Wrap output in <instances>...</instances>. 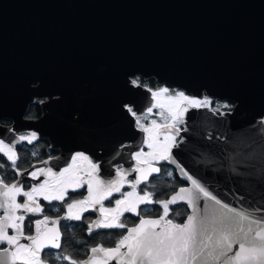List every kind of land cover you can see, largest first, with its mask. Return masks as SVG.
<instances>
[{
    "label": "water",
    "instance_id": "1",
    "mask_svg": "<svg viewBox=\"0 0 264 264\" xmlns=\"http://www.w3.org/2000/svg\"><path fill=\"white\" fill-rule=\"evenodd\" d=\"M136 73L235 101L223 115L193 110L173 155L232 207L264 204V0H0V119L66 151L70 123L99 120L108 141L131 130ZM38 97L42 116L25 119Z\"/></svg>",
    "mask_w": 264,
    "mask_h": 264
},
{
    "label": "snow or ice",
    "instance_id": "2",
    "mask_svg": "<svg viewBox=\"0 0 264 264\" xmlns=\"http://www.w3.org/2000/svg\"><path fill=\"white\" fill-rule=\"evenodd\" d=\"M129 83L151 94L150 106L140 114L133 105H124L135 127L145 134L142 143L148 151L137 145L139 150L131 153L135 164L128 169L117 167L112 178H101L102 166L84 152H76L64 167L51 163L56 158L49 156L39 161L44 167L32 165L30 171L22 164L18 166L21 154L16 148L21 142L33 144L37 141V132L17 135L7 143L0 139V209L3 210L0 245L10 246L0 248V264H49V261L52 264L56 261L68 264H110L112 261L115 264H264V204L232 207L185 171L173 155V149L183 143L180 133L186 132L187 128L181 125L185 124L190 109L209 108L216 113L220 108L230 106L217 104L212 108L213 101L209 96H190L163 86L153 89L142 84L138 76L130 78ZM154 109L158 119L152 118ZM31 155L37 157L38 153L33 151ZM162 162L176 165L191 187H179L167 199H154L164 194L156 187L155 178L162 172L168 177L173 175L167 168L158 166ZM10 173L14 174L13 179L6 182ZM132 174H135L134 178L129 179ZM27 178L36 183L26 185ZM125 185L131 191H123ZM85 188L87 194L82 199H72L69 195L70 190L80 194ZM18 197L23 198V203L18 202ZM41 197L48 202L49 211L59 212L61 207L67 211L56 219L48 215L36 219L35 234L28 235L25 233L27 214L45 211ZM53 201L59 202V206H54ZM105 201L114 206L106 207ZM181 201L187 202L192 214L187 215L184 223H176L174 221L181 213L172 212L170 205ZM142 205H160L162 211L155 210L156 218H152L149 213L154 209L141 208ZM18 210H23L24 214L17 215ZM89 210L98 211L101 217L89 223V236L94 229L100 228L125 229L126 234H120L114 247L98 243L88 250L91 255L87 259L77 260L65 247L66 241L62 243L63 234L57 225L60 219L81 220L82 214ZM125 213L136 216L139 223L129 227L127 218L121 220ZM50 220L51 228L48 227ZM27 227L31 232V217H27ZM9 229H14L15 234L10 235ZM21 237L28 243H21ZM106 242L110 243L111 238ZM48 249L59 251L50 253Z\"/></svg>",
    "mask_w": 264,
    "mask_h": 264
},
{
    "label": "flooded vegetation",
    "instance_id": "3",
    "mask_svg": "<svg viewBox=\"0 0 264 264\" xmlns=\"http://www.w3.org/2000/svg\"><path fill=\"white\" fill-rule=\"evenodd\" d=\"M139 77L142 84H147L149 87H152L153 89L158 87H168L170 91H184L186 95L190 96H197V97H203V96H209L213 103L211 105L212 108L217 107V104L223 105L227 104L230 107L228 108H220L219 111L216 113L219 114L221 112L231 110L235 104V101L229 97H218L213 94H210L206 87L196 88V89H188L185 87H179L174 86L166 81H159L154 75H143L141 73H136L131 76V78ZM133 87V86H132ZM130 101L125 104H131L134 106V109L137 110L138 114H140V111L145 110L148 106L151 104V94L148 93L144 88H135L133 87V90L129 94ZM46 97H38L34 99V101L30 102L26 108V111L24 113L25 119H37L42 116L43 108H42V102L47 100ZM124 104V105H125ZM124 107V106H123ZM198 110V111H204V112H212L209 108H200V109H190L189 112L186 114L185 124L181 125V127H186L188 125V121L190 120L192 116V111ZM126 111V110H125ZM157 110L154 109L153 117L157 118L155 116V112ZM71 118L78 119L80 117L79 113H73L70 116ZM120 118V116H118ZM126 117L129 118V121L131 123V130L124 133H119L117 137L115 138L110 137L108 141H105L104 133L102 134L99 132V129L101 123L99 120H85V121H77L76 124H69L67 130L68 131V137H67V145L70 146L68 148L69 151L63 150L60 146H56L52 143L51 138L48 134L41 133L38 128H24L23 125L17 121H15L13 118L9 116H4L0 119V127L2 128V131H6L7 133H3L0 131V139H5V142H9L10 138H14L17 135L25 134L30 131H35L38 134V140L34 141L33 144H28L27 142H21V144L17 145L16 151L17 153L21 154V160L18 161V166L22 164L23 167L29 168L31 171V166L35 165L36 167H44V165L40 164L39 161L48 159L49 156L56 158L53 160V164H59L60 167L66 166V163L64 162H70V157L74 155L76 152H84L86 155L90 156L93 160V162L98 163L101 165L102 161L104 159H107L108 162H110V167H112L114 170L117 167H127L130 168L135 164V161L131 160V153L134 151H138L139 148L136 147L139 145L140 147L144 148V151H148L147 147L143 145L142 141L144 139L145 134L141 131H139L134 124L133 118L126 112ZM98 118V116H96ZM23 128V129H22ZM70 132L76 134V137H72V134ZM185 132H181L180 136L184 137ZM202 136L210 137V133L202 134ZM179 139V138H178ZM118 140V141H117ZM73 148V149H72ZM109 151L111 154H109L107 151ZM116 150H118L116 153H114ZM33 151H36L38 153L37 157H33L31 153ZM71 151V152H70ZM68 152H70L68 154ZM69 155V156H68ZM68 156V157H66ZM66 157L65 161L63 162L64 158ZM51 166V165H49ZM102 166V165H101ZM162 168H167L168 171H171L173 173L172 177H168L163 172L155 178L156 187L158 189H161L163 192L166 190L165 182H170L172 184L173 182H179L177 185V188L183 185H186L188 182L181 178L175 166L173 164L162 162L160 165H158ZM55 170H59L58 168ZM115 173V172H113ZM104 171L101 167L100 170V176L101 178L105 179L106 175H103ZM14 174H9V180L6 182H11L13 179ZM135 174L130 175L128 178L133 179ZM15 179H21V177H15ZM43 179V177H41ZM151 179V178H150ZM36 183V181L31 180L30 178H27L25 180L26 185H30ZM173 183V184H174ZM172 184V185H173ZM169 188V187H168ZM177 188H175L173 191H169L166 196H159L154 197L159 199H167L172 192H174ZM152 190L151 188L149 189ZM123 191H131L130 187L125 185ZM87 194V190L82 189L80 190V194H73L71 190L69 191V195L72 197V199H82L84 195ZM142 194V193H141ZM116 198H119L118 194H115ZM18 202L23 203V198L18 197ZM70 202V201H68ZM40 203L44 205L45 211L43 213H28L27 217L32 218V229L31 232L28 231L27 227V217H26V224H25V233L28 235H34L35 234V220L36 219H42L44 215H48L52 219H56L58 216L63 217L66 213L67 209L65 207H61L60 211L57 212L55 210L49 211V205L48 202L44 201L43 198H40ZM54 206H59V202L53 201L52 202ZM106 207H112L113 204H108L107 201H105ZM148 207L154 209L152 213H149L150 216H155V210H160V205H142L141 208ZM99 206H97V209ZM170 209L172 212H180L181 216L175 220V222L180 223L184 221L187 214L189 213V207L187 203L180 202L176 205H170ZM23 210H18L17 215H22ZM0 215H3V210L0 209ZM81 220H68V219H60L57 227L60 229V232L62 235V243H65V247L67 248L68 252L74 253V258L77 260H83L87 259L88 255H90V252L88 251L91 247L96 246L98 243H103L104 247H113L115 246V241L120 239L121 233H126L125 229H94L91 236H89L88 233V226L91 221L100 219V213L98 211H92L89 210L88 212H85L82 214ZM127 218L130 223L129 227L133 226L134 223H138L139 219L130 213H125L124 217H121V220H124ZM169 218H171V212L169 215ZM53 225L51 223V220L48 223V227L51 228ZM9 234L14 235L15 230L9 229ZM111 238V242L108 243V241ZM21 243H28V241L24 240L23 237H21ZM8 246L7 244H2L0 247ZM78 247H87L88 250L83 251H77ZM50 253H56L57 249H48L47 250ZM81 254V255H76ZM19 264V262H18ZM49 264H52V261H49ZM55 264H68L66 261H56Z\"/></svg>",
    "mask_w": 264,
    "mask_h": 264
},
{
    "label": "trees",
    "instance_id": "4",
    "mask_svg": "<svg viewBox=\"0 0 264 264\" xmlns=\"http://www.w3.org/2000/svg\"><path fill=\"white\" fill-rule=\"evenodd\" d=\"M174 183V182H173ZM172 183V184H173ZM170 184V182H165V186H166V190L163 192L164 194L163 195H160V196H166L168 194L169 191H173L175 188H177V185L179 184V182H175L173 185ZM167 185H172V187L168 188ZM79 249L77 251H81V253L83 251H86L88 250L87 247H78ZM76 255H81V254H76Z\"/></svg>",
    "mask_w": 264,
    "mask_h": 264
}]
</instances>
